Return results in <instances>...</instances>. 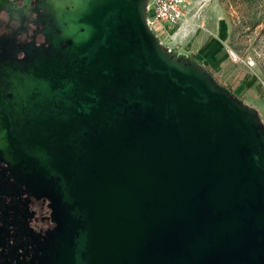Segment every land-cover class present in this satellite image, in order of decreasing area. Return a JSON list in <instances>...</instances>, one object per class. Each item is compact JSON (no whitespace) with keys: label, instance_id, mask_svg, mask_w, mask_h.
<instances>
[{"label":"water","instance_id":"water-1","mask_svg":"<svg viewBox=\"0 0 264 264\" xmlns=\"http://www.w3.org/2000/svg\"><path fill=\"white\" fill-rule=\"evenodd\" d=\"M53 1L54 51L4 70L0 148L51 202L55 264H264L255 111L158 42L146 0Z\"/></svg>","mask_w":264,"mask_h":264},{"label":"flooded vegetation","instance_id":"flooded-vegetation-1","mask_svg":"<svg viewBox=\"0 0 264 264\" xmlns=\"http://www.w3.org/2000/svg\"><path fill=\"white\" fill-rule=\"evenodd\" d=\"M3 3L0 96L9 98L4 70L27 71L34 68L36 57L38 61L49 57L54 51L52 38L56 29L51 13L38 10L39 2L35 0H3ZM65 44L60 47L64 49ZM54 56L60 59L63 55L56 50ZM58 236L51 202L28 186L0 148V264H55Z\"/></svg>","mask_w":264,"mask_h":264},{"label":"rangeland","instance_id":"rangeland-1","mask_svg":"<svg viewBox=\"0 0 264 264\" xmlns=\"http://www.w3.org/2000/svg\"><path fill=\"white\" fill-rule=\"evenodd\" d=\"M35 1L50 12V0ZM238 1L187 0L181 23L155 37L168 51L207 58L212 80L252 108L264 129V0Z\"/></svg>","mask_w":264,"mask_h":264},{"label":"built area","instance_id":"built-area-1","mask_svg":"<svg viewBox=\"0 0 264 264\" xmlns=\"http://www.w3.org/2000/svg\"><path fill=\"white\" fill-rule=\"evenodd\" d=\"M187 0H152L147 6V25L157 36L179 25L184 19ZM172 52V50L170 49ZM235 56V55H233Z\"/></svg>","mask_w":264,"mask_h":264},{"label":"trees","instance_id":"trees-1","mask_svg":"<svg viewBox=\"0 0 264 264\" xmlns=\"http://www.w3.org/2000/svg\"><path fill=\"white\" fill-rule=\"evenodd\" d=\"M255 1H256V0H239L238 3H242V4H244V5H248V4H250V3H252V2H255ZM172 52H173V54L176 55V56H184V55L178 53L177 51L172 50ZM186 57H189V58L193 59L194 61H196V62H198V63H201V61H200L199 59H197L196 57H194V56L188 55V56H186Z\"/></svg>","mask_w":264,"mask_h":264},{"label":"crops","instance_id":"crops-1","mask_svg":"<svg viewBox=\"0 0 264 264\" xmlns=\"http://www.w3.org/2000/svg\"><path fill=\"white\" fill-rule=\"evenodd\" d=\"M194 57H196L197 59H199L200 61H201V63H203L207 68H208V70H209V72H211V73H213L212 72V68H210L209 66H208V63H207V61H209L207 58H201V56H199L198 54H195V56ZM207 57V56H206ZM205 59H206V61H205Z\"/></svg>","mask_w":264,"mask_h":264},{"label":"bare ground","instance_id":"bare-ground-1","mask_svg":"<svg viewBox=\"0 0 264 264\" xmlns=\"http://www.w3.org/2000/svg\"><path fill=\"white\" fill-rule=\"evenodd\" d=\"M54 3L58 4V2L56 0L53 1Z\"/></svg>","mask_w":264,"mask_h":264}]
</instances>
